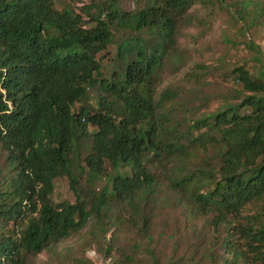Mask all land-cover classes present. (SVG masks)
I'll return each instance as SVG.
<instances>
[{"label": "trees", "instance_id": "1", "mask_svg": "<svg viewBox=\"0 0 264 264\" xmlns=\"http://www.w3.org/2000/svg\"><path fill=\"white\" fill-rule=\"evenodd\" d=\"M59 1L0 0V147L6 152L0 264H32L37 253L93 217L102 228L115 224L108 214L113 200L130 204L127 222L133 226L139 219L137 229L150 237L144 209L154 204L162 174L206 224L226 231L223 264H264L260 47L249 40L254 63L227 69L233 85L216 108L178 117L177 108L188 112L193 105L177 101L179 87L159 85L167 59L178 60V27L196 0H141L134 9L118 0H93L81 11L67 3L58 7ZM237 12L244 26H254L264 20V1L240 0ZM113 27L127 34L118 41ZM114 41L110 75L98 78L100 53ZM95 83L106 96L86 104ZM83 143L89 145L81 161ZM107 165V181L86 200L84 191L106 174ZM83 169L86 187L79 184ZM61 174L69 178L73 202L51 197ZM149 252L148 264H178L162 263ZM135 257L125 252L117 264H143ZM75 264L91 263L85 257Z\"/></svg>", "mask_w": 264, "mask_h": 264}, {"label": "rangeland", "instance_id": "2", "mask_svg": "<svg viewBox=\"0 0 264 264\" xmlns=\"http://www.w3.org/2000/svg\"><path fill=\"white\" fill-rule=\"evenodd\" d=\"M92 1L61 0L57 6L61 7L67 3L73 9L81 11L83 4L91 5ZM118 2L124 9H134L141 0ZM239 3L240 0H196L187 11V20L179 25L176 34L177 48L174 50L178 60L169 63L167 59V68L159 85V89L166 86L179 87L181 91L177 101L193 105V109L188 112L177 108L178 117L186 113V117L190 118L212 110L228 96L233 84L228 78L227 69L241 63L250 67L254 63L253 49L247 45L249 40L264 53V20L254 26H244V21L237 12ZM92 10L95 8H91ZM83 16L88 19L86 14ZM112 29L118 41L127 34L122 29ZM116 49L117 41H114L101 51L103 68L98 78L110 75ZM199 64L204 67H196ZM193 70L203 78L201 82L191 74L190 71ZM100 95L106 96V93L95 83L88 89L86 104L95 105ZM87 145L89 143L80 145L78 159L81 161L88 150ZM5 153L0 147V168L5 167ZM106 170V174L94 181L87 193L83 190L86 200L101 191L112 168L107 165ZM85 183L83 169L79 175V184L86 187ZM89 189L92 192H89ZM155 193L154 204L145 206L144 209L150 219V237L137 229L139 219L136 220V225L133 221V226L127 222V219L130 220V211L133 212L132 206L122 200H113L108 214L114 218L115 224L107 223L105 229L99 226L97 218L93 217L77 232L61 239L51 248L37 253L31 260L32 264H75L76 258L85 257L91 264H117L128 251L136 256L138 262L148 264L147 260L151 256L149 250H152L162 263L171 260L178 264H223L225 251L221 239L226 231L221 227L214 230L205 223V216L195 213L189 204L177 198L163 174ZM51 197L55 202L75 201V193L69 186L66 174L55 177ZM11 228L10 222L5 231Z\"/></svg>", "mask_w": 264, "mask_h": 264}]
</instances>
